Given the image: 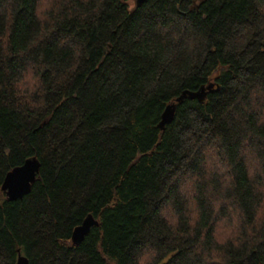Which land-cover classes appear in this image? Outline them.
<instances>
[{
  "label": "trees",
  "instance_id": "obj_1",
  "mask_svg": "<svg viewBox=\"0 0 264 264\" xmlns=\"http://www.w3.org/2000/svg\"><path fill=\"white\" fill-rule=\"evenodd\" d=\"M129 1L0 0V264H264V0Z\"/></svg>",
  "mask_w": 264,
  "mask_h": 264
},
{
  "label": "water",
  "instance_id": "obj_2",
  "mask_svg": "<svg viewBox=\"0 0 264 264\" xmlns=\"http://www.w3.org/2000/svg\"><path fill=\"white\" fill-rule=\"evenodd\" d=\"M146 0H135V7H140ZM214 85L201 87L198 91H184L175 101L166 106L163 111L158 127L164 130V127L170 124L174 118V112L177 104H181L184 100H197L203 102L206 94L212 92ZM39 170V162L36 158L26 160L21 166L9 171L3 180L1 191L5 194L8 201H15L27 195L30 191L31 184L35 181ZM98 222L91 216L85 218L82 224L76 227L71 235V242L79 245L84 237L89 233L91 227L96 226ZM16 264H29L26 257L18 254Z\"/></svg>",
  "mask_w": 264,
  "mask_h": 264
},
{
  "label": "rangeland",
  "instance_id": "obj_3",
  "mask_svg": "<svg viewBox=\"0 0 264 264\" xmlns=\"http://www.w3.org/2000/svg\"><path fill=\"white\" fill-rule=\"evenodd\" d=\"M134 5H135V0L129 1V8L130 9H133ZM215 165H216L215 160H212V162L209 163L208 168L213 170V169H215V167H214ZM215 229L217 231V233H216V236H217L216 238L218 239L217 241H219L220 243L227 240L230 236L231 231H232V228H230L229 225H224L222 223L221 224L218 223Z\"/></svg>",
  "mask_w": 264,
  "mask_h": 264
}]
</instances>
